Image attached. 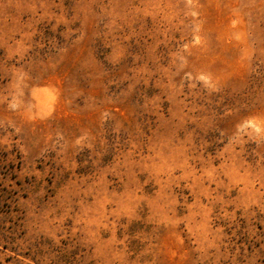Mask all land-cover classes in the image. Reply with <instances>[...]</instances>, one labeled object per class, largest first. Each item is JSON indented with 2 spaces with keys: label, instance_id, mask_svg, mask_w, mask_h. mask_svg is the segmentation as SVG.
Listing matches in <instances>:
<instances>
[{
  "label": "rangeland",
  "instance_id": "374dc122",
  "mask_svg": "<svg viewBox=\"0 0 264 264\" xmlns=\"http://www.w3.org/2000/svg\"><path fill=\"white\" fill-rule=\"evenodd\" d=\"M0 264H264V0H0Z\"/></svg>",
  "mask_w": 264,
  "mask_h": 264
}]
</instances>
